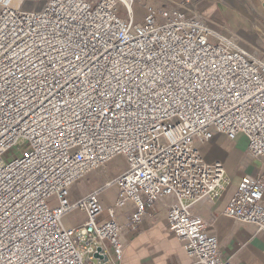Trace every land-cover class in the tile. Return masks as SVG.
<instances>
[{
  "label": "built area",
  "instance_id": "built-area-1",
  "mask_svg": "<svg viewBox=\"0 0 264 264\" xmlns=\"http://www.w3.org/2000/svg\"><path fill=\"white\" fill-rule=\"evenodd\" d=\"M134 4L0 2V264L118 262L116 209L132 203L136 226L166 196L168 231L186 255L232 264L191 210L224 183L222 161L199 148L242 135L264 159V55L185 5H146L134 22ZM116 158L126 168L113 203L101 191L74 200L76 182ZM69 212L80 220L66 226ZM224 213L264 232V180L242 176Z\"/></svg>",
  "mask_w": 264,
  "mask_h": 264
},
{
  "label": "crops",
  "instance_id": "crops-1",
  "mask_svg": "<svg viewBox=\"0 0 264 264\" xmlns=\"http://www.w3.org/2000/svg\"><path fill=\"white\" fill-rule=\"evenodd\" d=\"M146 5L182 11L180 5H185L195 9L206 18L211 29L237 41L248 52L255 50L264 55V0H135L134 6L143 11ZM245 141L242 135L230 140L219 134L199 148L203 159L222 161L225 166L224 183L216 195L205 196L191 206V210L206 220L218 240L221 254L229 262L264 264V232L251 225L237 224L224 213L242 176L264 180V159L251 156ZM97 174L100 177L99 172ZM113 187L99 194L107 206L113 203V194L108 195L109 198L105 195ZM90 192L89 189L88 194ZM73 196L74 200L83 197L82 194ZM174 201L175 198L171 196L158 198L146 209L141 224L136 226L130 223L132 203L128 202L124 208L116 209L121 226L122 256L118 262L113 259L108 260V263L198 264L186 255L174 235L168 231L166 211ZM70 213L63 216L65 223L70 222Z\"/></svg>",
  "mask_w": 264,
  "mask_h": 264
},
{
  "label": "rangeland",
  "instance_id": "rangeland-1",
  "mask_svg": "<svg viewBox=\"0 0 264 264\" xmlns=\"http://www.w3.org/2000/svg\"><path fill=\"white\" fill-rule=\"evenodd\" d=\"M33 7L36 8L37 4L31 3V2H26L24 4V9H30V8L32 9ZM143 14H144V11L141 8H138L137 6H135L134 7V22H137ZM119 159L121 160L122 163H120V164H122V165L117 163V161L115 159L111 163V165L109 167H107V169H105L106 174H105L104 178L108 177V179H109L108 185H104L101 182V178L98 176L96 177V175H98L97 173H96V175H88L85 179H81V180H78L76 182V187L73 190V195L76 196L77 194H82L83 196H86L89 192V189L91 191H103V190H108L111 187H113L112 180L115 178L116 175L121 173L123 171V169L126 168L124 159H122V158H119ZM113 193H114V187L111 191H109L105 195V197H108V195L110 196ZM68 217H69L70 222H72V224H75L76 221L80 220V217H78L77 213L76 214L70 213ZM70 222L68 221L69 225H70Z\"/></svg>",
  "mask_w": 264,
  "mask_h": 264
},
{
  "label": "bare ground",
  "instance_id": "bare-ground-1",
  "mask_svg": "<svg viewBox=\"0 0 264 264\" xmlns=\"http://www.w3.org/2000/svg\"><path fill=\"white\" fill-rule=\"evenodd\" d=\"M4 2V1H6V0H0V2ZM7 1H14V0H7ZM16 1H18V0H16ZM144 13H145V9H144ZM118 158H116V161H117V163H122L120 160H117ZM120 165H122V164H120ZM99 172V174H100V178H101V182L103 183V184H105V185H108V177L107 178H104V176H105V174H106V171H105V169H98V170H95V171H93V172H91V174L90 175H96V173H98ZM96 177H97V175H96ZM101 184V183H100ZM104 191V190H103ZM103 191H101V192H103ZM100 192V193H101ZM66 221V220H65ZM66 224V226H69V223H68V221L65 223Z\"/></svg>",
  "mask_w": 264,
  "mask_h": 264
},
{
  "label": "water",
  "instance_id": "water-1",
  "mask_svg": "<svg viewBox=\"0 0 264 264\" xmlns=\"http://www.w3.org/2000/svg\"><path fill=\"white\" fill-rule=\"evenodd\" d=\"M94 257L96 258H102L100 255H98L97 253L94 254Z\"/></svg>",
  "mask_w": 264,
  "mask_h": 264
}]
</instances>
